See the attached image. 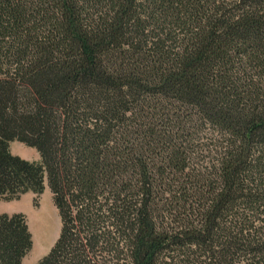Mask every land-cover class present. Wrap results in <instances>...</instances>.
Listing matches in <instances>:
<instances>
[{
    "label": "trees",
    "instance_id": "16d2710c",
    "mask_svg": "<svg viewBox=\"0 0 264 264\" xmlns=\"http://www.w3.org/2000/svg\"><path fill=\"white\" fill-rule=\"evenodd\" d=\"M44 184L37 264H264V0H0V202Z\"/></svg>",
    "mask_w": 264,
    "mask_h": 264
},
{
    "label": "rangeland",
    "instance_id": "374dc122",
    "mask_svg": "<svg viewBox=\"0 0 264 264\" xmlns=\"http://www.w3.org/2000/svg\"><path fill=\"white\" fill-rule=\"evenodd\" d=\"M10 152L28 162L40 163L36 150L23 144H10ZM42 194L28 193L13 202H0V215L22 214L25 216L29 233L32 237V249L22 264H37L53 247L60 231V219L53 206L52 195L46 184Z\"/></svg>",
    "mask_w": 264,
    "mask_h": 264
}]
</instances>
